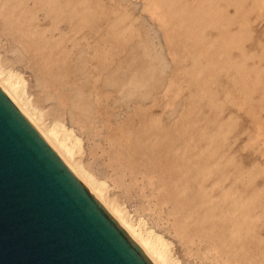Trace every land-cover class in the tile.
<instances>
[{"label": "rangeland", "instance_id": "1", "mask_svg": "<svg viewBox=\"0 0 264 264\" xmlns=\"http://www.w3.org/2000/svg\"><path fill=\"white\" fill-rule=\"evenodd\" d=\"M1 68L171 264H264V0H0Z\"/></svg>", "mask_w": 264, "mask_h": 264}, {"label": "water", "instance_id": "2", "mask_svg": "<svg viewBox=\"0 0 264 264\" xmlns=\"http://www.w3.org/2000/svg\"><path fill=\"white\" fill-rule=\"evenodd\" d=\"M0 264H149L1 92Z\"/></svg>", "mask_w": 264, "mask_h": 264}, {"label": "bare ground", "instance_id": "3", "mask_svg": "<svg viewBox=\"0 0 264 264\" xmlns=\"http://www.w3.org/2000/svg\"><path fill=\"white\" fill-rule=\"evenodd\" d=\"M18 76V75H17ZM0 69V92L8 99L23 119L30 125L49 149L56 155L71 175L87 191L93 201L102 208L116 227L120 229L129 242L137 247L139 253L149 264H171L165 244L150 232L133 225L117 207L105 203L103 185L95 184L75 163L78 140L71 138L62 124L54 123L45 126L40 113H37L25 98L21 78ZM102 210V211H103ZM103 211V212H104Z\"/></svg>", "mask_w": 264, "mask_h": 264}]
</instances>
